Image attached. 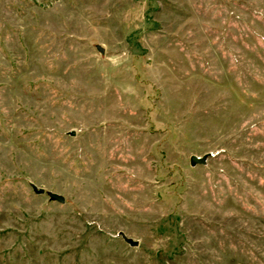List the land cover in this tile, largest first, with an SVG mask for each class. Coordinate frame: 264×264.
Wrapping results in <instances>:
<instances>
[{
  "label": "rangeland",
  "instance_id": "374dc122",
  "mask_svg": "<svg viewBox=\"0 0 264 264\" xmlns=\"http://www.w3.org/2000/svg\"><path fill=\"white\" fill-rule=\"evenodd\" d=\"M0 264H264V0H0Z\"/></svg>",
  "mask_w": 264,
  "mask_h": 264
},
{
  "label": "water",
  "instance_id": "95a60500",
  "mask_svg": "<svg viewBox=\"0 0 264 264\" xmlns=\"http://www.w3.org/2000/svg\"><path fill=\"white\" fill-rule=\"evenodd\" d=\"M195 160L196 159L194 158L193 161H195ZM33 188H34L35 192L38 193V194H44L46 192L45 189H43V188H37L36 186H33ZM48 195H49L50 199L53 200V201H58L60 203H64L65 202V197L63 195H61V194H58V193H55V192H48ZM123 237L129 244H131L133 246L138 245L137 241H135V240H133L131 238H128L127 236H123Z\"/></svg>",
  "mask_w": 264,
  "mask_h": 264
}]
</instances>
